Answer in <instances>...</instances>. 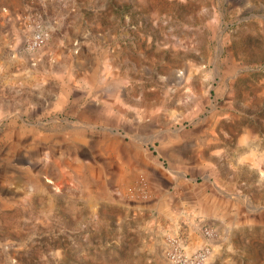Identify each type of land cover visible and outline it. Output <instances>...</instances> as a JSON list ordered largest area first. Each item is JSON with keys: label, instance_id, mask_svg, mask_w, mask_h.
I'll list each match as a JSON object with an SVG mask.
<instances>
[{"label": "rangeland", "instance_id": "rangeland-1", "mask_svg": "<svg viewBox=\"0 0 264 264\" xmlns=\"http://www.w3.org/2000/svg\"><path fill=\"white\" fill-rule=\"evenodd\" d=\"M169 235L264 264V0H0V264Z\"/></svg>", "mask_w": 264, "mask_h": 264}, {"label": "built area", "instance_id": "built-area-1", "mask_svg": "<svg viewBox=\"0 0 264 264\" xmlns=\"http://www.w3.org/2000/svg\"><path fill=\"white\" fill-rule=\"evenodd\" d=\"M43 42L41 35L34 39V45L38 46ZM204 233L209 237L212 234L208 228L204 229ZM208 248L198 250L193 254L187 253L182 242L175 236L166 237L165 256L171 264H204L208 257Z\"/></svg>", "mask_w": 264, "mask_h": 264}]
</instances>
